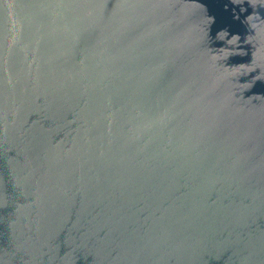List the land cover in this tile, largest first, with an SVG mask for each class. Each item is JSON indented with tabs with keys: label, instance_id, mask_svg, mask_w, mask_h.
Listing matches in <instances>:
<instances>
[{
	"label": "water",
	"instance_id": "95a60500",
	"mask_svg": "<svg viewBox=\"0 0 264 264\" xmlns=\"http://www.w3.org/2000/svg\"><path fill=\"white\" fill-rule=\"evenodd\" d=\"M0 264H264V0H0Z\"/></svg>",
	"mask_w": 264,
	"mask_h": 264
}]
</instances>
